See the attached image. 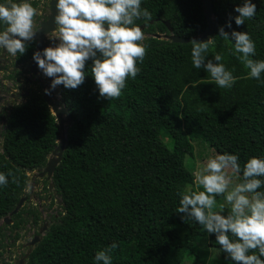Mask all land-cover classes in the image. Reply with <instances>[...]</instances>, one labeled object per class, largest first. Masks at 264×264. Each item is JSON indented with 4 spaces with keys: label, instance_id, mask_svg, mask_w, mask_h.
Returning a JSON list of instances; mask_svg holds the SVG:
<instances>
[{
    "label": "trees",
    "instance_id": "1",
    "mask_svg": "<svg viewBox=\"0 0 264 264\" xmlns=\"http://www.w3.org/2000/svg\"><path fill=\"white\" fill-rule=\"evenodd\" d=\"M252 2L256 15L238 26L235 8L244 0H213L218 28L206 56L213 61L216 53L223 56L222 63L236 77L231 88H218L203 68L193 67L191 42L153 36L170 33L165 21L178 36L201 34L207 28L202 0H142L141 7L152 16L137 21L146 24V56L118 99L100 97L92 59L86 62L82 85H59L73 118L63 159L52 176L53 197L62 200V210L25 264H96V253L113 242L118 247L111 253L112 264H184L187 257L192 264H207L209 251L198 243L204 237L220 251L219 264H236L214 233L193 219L186 222L176 210L181 191L194 187L195 142L218 154H237L240 180L249 158H264V74L261 80L249 78L234 41L219 35L220 27L229 34L248 32L256 44L252 58L264 60V0ZM5 118L0 172L11 170L19 183L9 177L0 186V223L24 196L28 172L46 166L60 138L56 116L41 94L12 107ZM24 211L12 216L13 227L20 225Z\"/></svg>",
    "mask_w": 264,
    "mask_h": 264
},
{
    "label": "clouds",
    "instance_id": "2",
    "mask_svg": "<svg viewBox=\"0 0 264 264\" xmlns=\"http://www.w3.org/2000/svg\"><path fill=\"white\" fill-rule=\"evenodd\" d=\"M142 0H58L55 17L56 29L50 33L60 43L34 53L33 58L47 77H53L51 88L63 85L76 89L86 78V62L93 60L91 75L99 95L108 100L118 99L129 77L135 79L140 71L137 62H143L147 45L145 33L137 21H150L151 13L141 7ZM236 25L256 15L257 5L252 0L235 8ZM38 10L30 0H7L0 3V49L16 57L27 51L28 42L35 38V17ZM228 27H231L229 21ZM219 35L234 41V52L248 70V77L261 80L264 60L253 59L256 44L246 31H232L220 27ZM231 36V38H230ZM191 59L195 69H204L210 83L218 88H231L236 77L228 70L223 56L216 53L207 59L210 45L215 41H191ZM207 60V62H206ZM264 83V80H261ZM50 94V90L46 89ZM240 157L223 152L207 159L194 173V187L189 185L180 193L177 213L193 219L209 234H215L217 244L236 264H264V158L252 156L243 166L242 179L235 182L241 172ZM19 178L9 170L0 172V186ZM202 189V190H201ZM223 197L218 204L217 197ZM227 214L225 215V209ZM118 247L113 242L95 255L96 264H112L111 253Z\"/></svg>",
    "mask_w": 264,
    "mask_h": 264
},
{
    "label": "flooded vegetation",
    "instance_id": "3",
    "mask_svg": "<svg viewBox=\"0 0 264 264\" xmlns=\"http://www.w3.org/2000/svg\"><path fill=\"white\" fill-rule=\"evenodd\" d=\"M30 2L38 10V14L35 17V22L37 27L40 28L37 30L35 38L28 42L29 46L27 51L22 55L18 54L16 57H13L9 55L6 50L0 49V117L3 119V121L0 122L3 123V130L7 123L5 117L10 113L12 107L19 104V100L25 99L26 101L36 94H41L44 98V96L47 94L45 88L47 86L50 88L53 80V77H47L43 73V71L38 67L37 62L33 64L35 61L33 55L37 51H40L41 54H43V50L46 47L56 46L60 43L59 39L50 35V33L53 32L57 27L55 24V17L58 14V9L56 8L58 0H30ZM0 3H7V0H0ZM3 27L4 25L0 23V30H2ZM45 167L43 168L45 169ZM43 168H39L37 170L40 171L41 169L43 170ZM41 185L43 189L44 185ZM28 187L32 188L33 184L29 182ZM48 190L51 191L49 188ZM26 197L28 200V196ZM25 202L23 207L25 206ZM32 211L33 212L29 213L26 212L25 216L31 214L33 223L38 225V213L35 210ZM23 215L24 213L22 216H20L22 222L19 226L26 222V219ZM57 217L58 215H55L54 218ZM1 221L4 220L2 219ZM14 222L15 221L12 218L11 223ZM51 224L48 222H43L42 224L39 223L40 227L38 232H34V236L30 237L29 241H25L21 244V249H23L24 252H20L17 255V258L14 260V264H16V261L29 251V243L34 240L37 235H42L43 237ZM0 225L4 228L3 224L0 223ZM44 228H46V230L41 233ZM16 236H19L17 231Z\"/></svg>",
    "mask_w": 264,
    "mask_h": 264
},
{
    "label": "rangeland",
    "instance_id": "4",
    "mask_svg": "<svg viewBox=\"0 0 264 264\" xmlns=\"http://www.w3.org/2000/svg\"><path fill=\"white\" fill-rule=\"evenodd\" d=\"M55 88L59 89V85ZM55 96L56 100H60L61 104L64 105L63 101L61 100L60 90L56 93ZM23 101H25V99L19 100V103ZM67 124H65V126H67ZM2 126L3 123L0 122V134L3 130ZM0 140H2V138H0ZM194 145L195 153L193 158L196 162V166L194 169L190 168L193 176L194 173L206 163L208 158L218 154L214 149L204 143L195 142ZM171 148H173L172 144ZM51 157L55 156L51 153L49 155V158ZM28 174L33 187H27L24 194L28 196V200L25 202V211L23 215L26 219V222L16 228L13 227V223L6 224L4 221H1V224H3L4 228L2 227L3 229L0 233V264H14V260L17 258V255L20 252H24V250L21 249V244L25 241H29L30 237L34 236V232H38L40 227L39 223H53L56 219L54 218L55 215H58L59 217V213L62 210L61 205L58 204L54 199V186L51 191H49L46 187L47 182H49L50 180L48 179L45 169L43 168V170L41 169L40 171H38L37 169L34 171H29ZM235 182H240L239 176L235 177ZM41 184L44 185L43 189ZM223 202V197H221V202H218V204ZM28 209L35 210L38 213V225H35V223H33L31 214L25 216ZM226 212L227 208L225 209V213ZM16 231L19 234L18 237L16 236ZM198 243L203 249L209 251V260L207 264H219L218 261L220 260V251L217 248L209 246L208 238H201ZM184 264H192L191 257H187Z\"/></svg>",
    "mask_w": 264,
    "mask_h": 264
},
{
    "label": "water",
    "instance_id": "5",
    "mask_svg": "<svg viewBox=\"0 0 264 264\" xmlns=\"http://www.w3.org/2000/svg\"><path fill=\"white\" fill-rule=\"evenodd\" d=\"M203 3V9H204V15L207 20V28L198 35H194L191 37H181L173 33V29L169 23V21H165L170 33L169 34H161V33H154V37L163 38L167 40H171L177 43H188L191 42L193 39L197 41H206L214 34V32L218 28V22L214 17V7H213V0H202ZM152 22V21H151ZM142 30L145 29L146 24L141 25ZM53 28V26H52ZM36 63V61L33 62V64ZM50 90V94L47 93L44 96L45 101L50 106L52 112L56 116V119L59 124L60 129V138L58 140L57 146L55 149L51 152L55 157H51L48 159V162L45 167V172L47 173L48 179L50 180L49 189L51 190L54 186V182L52 181L53 173L56 170V167L59 165V163L62 161L64 152L68 143V129L69 125L72 123L73 118L68 109L66 108L65 104L62 107L58 106V102H55L53 100V97H55L56 93L59 91L58 88L50 89L48 86L45 88ZM7 121V120H6ZM68 123L67 126H65L64 123ZM27 200L26 196H22L18 203L16 204L15 208L8 214V216H5L3 220L6 222V224H10L12 221V216L17 214L20 209L23 207L24 202ZM58 204H62V200H58ZM46 230L44 228L43 231ZM42 239V235H37V237L32 240L29 243L30 249L29 251L21 258H19L16 261V264H25L26 260L29 258L31 252L33 251V246H35L38 242H40Z\"/></svg>",
    "mask_w": 264,
    "mask_h": 264
},
{
    "label": "bare ground",
    "instance_id": "6",
    "mask_svg": "<svg viewBox=\"0 0 264 264\" xmlns=\"http://www.w3.org/2000/svg\"><path fill=\"white\" fill-rule=\"evenodd\" d=\"M53 100H54L55 102H58V106H59V107H62V106H63V105L61 104L60 100H56V96L53 97ZM64 124H67V123L65 122Z\"/></svg>",
    "mask_w": 264,
    "mask_h": 264
}]
</instances>
